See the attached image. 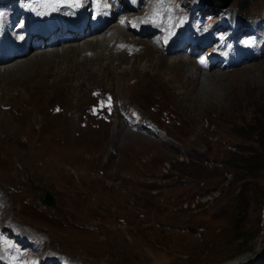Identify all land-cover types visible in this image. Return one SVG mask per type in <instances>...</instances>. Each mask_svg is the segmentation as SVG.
I'll return each mask as SVG.
<instances>
[{"label": "rangeland", "instance_id": "374dc122", "mask_svg": "<svg viewBox=\"0 0 264 264\" xmlns=\"http://www.w3.org/2000/svg\"><path fill=\"white\" fill-rule=\"evenodd\" d=\"M11 1L18 6L20 0ZM139 1L142 8L157 9L166 0ZM167 1L181 8L162 11L156 43L161 46L167 38L163 47L138 38L147 28L130 29L123 22L126 38L140 43L110 44L129 58L71 64L61 67L58 78L41 73L39 79L48 83L59 80L41 96L27 93L32 82H0V230L11 229L24 241L39 238V246L28 248L30 258L63 256L74 264H264V163L255 173L244 169L250 156L264 154L248 133L263 132L264 145V54L257 51L264 52V0H230L224 14L210 4L205 12L189 8L209 0ZM233 15L245 28L229 40L224 54L232 56L206 72L212 50L194 43L206 32L227 34ZM194 27L199 30L191 31ZM188 30L187 37L168 36H185ZM178 43L184 48L181 57L161 52ZM189 45L195 55L185 54ZM32 49L22 62L36 57ZM236 53L254 60L238 65ZM90 55L83 52L80 58ZM167 58L188 62L189 68L195 63L198 75L189 78L196 91L210 96L190 100L185 71L159 66L158 60ZM120 68L128 70L121 80ZM64 86L79 92L64 94ZM69 111L75 112L71 118ZM129 111L136 114L128 122L137 119L139 125L128 126L122 118L130 119ZM87 121L91 128H85ZM240 129L247 131L243 138ZM38 190L50 192L56 207L40 204ZM8 260L27 264L23 258Z\"/></svg>", "mask_w": 264, "mask_h": 264}, {"label": "bare ground", "instance_id": "6f19581e", "mask_svg": "<svg viewBox=\"0 0 264 264\" xmlns=\"http://www.w3.org/2000/svg\"><path fill=\"white\" fill-rule=\"evenodd\" d=\"M91 0H69V4L70 7H68V9H70V14H75L77 12V10H81V9H85V8H88L87 7V3L90 2ZM146 1V0H145ZM112 5V3H110ZM153 6V5H152ZM144 8V7H143ZM129 11H132V10H129ZM135 13H132L131 14V18L134 19L135 17ZM45 16L47 17L51 27H53L54 29V32H53V36L52 37H55L56 35V32L55 31V27L54 25H56V19L53 15V13L51 11H47L45 13ZM171 17V16H170ZM74 18V16L71 18V17H65L64 18V21L65 22H69V21H72ZM6 19V18H5ZM116 18L114 17L113 15V19L110 21V23H108V25L105 27V29H107V31L104 33L102 32V30L100 32H97L95 34V36H91L87 39H85V41H83L81 44L77 43V42H74V43H71L70 45H66L64 46V48H66L65 50L62 49L60 51H58L57 49H54L53 47H51L50 49L46 50V47H42L43 46V41L38 39L36 41V43L39 44V48L38 49H35V50H31L30 52L33 53L32 56H35L34 58L26 61V62H22L23 59H25L26 57H24L25 55H23L22 57H19V58H14L13 61L9 62V63H13V62H18V63H14L15 65H11V66H7V63L5 64L6 66H4V64H1V66L3 65V72H1L0 70V82H15L17 80H24L22 82H25L26 84H28L29 82H32L34 84H28L29 85V92H27L29 95H34V96H41L42 94L40 92H45V94H49L48 92H51L52 90H54L55 87L58 86L59 84V80L57 79H54V78H58L60 77V74L59 73V70L61 69V67H65V66H71V64H91L93 63L94 61H102L103 59H108L110 60V58H117L119 57L120 55H123L124 57L126 58H129L126 56L125 54V51H121V50H117L114 45H111L110 43L115 41L114 44H117V43H124V44H127V46H134L136 44H139L140 42V38L141 37H146L147 38V33L148 30H149V34L151 32V30L153 28H155V24L153 22H151L149 20V14L148 13H145L143 15V17L140 19V20H135V26L136 27H139V28H142V27H145L147 28L146 31L145 29H142L141 30V35L138 36L139 39L137 38H132V39H127L125 34L127 33L126 31H128V28H126L124 26V23L121 24L118 20V22H116L115 20ZM25 20V18L23 19V21ZM14 24H18V25H21L22 24V20L19 18V20L17 22H14ZM27 24L31 27V28H35V27H41L42 26V22L41 21H36V22H31L30 20H27ZM111 25V26H110ZM2 28H3V25L1 24ZM4 29V28H3ZM104 31V30H103ZM130 32V31H129ZM100 34L101 33H104L103 35L101 36H98L97 34ZM109 33V34H108ZM108 34V36H107ZM97 35V36H96ZM19 37H22L21 35H18ZM4 39L6 41H9L8 39V35L6 33H4ZM262 39H264V34L262 35ZM84 40V39H83ZM146 40V39H145ZM77 43V44H76ZM143 43V42H142ZM148 43V42H147ZM21 44V42H20ZM151 45V44H149ZM121 46V45H120ZM125 46V45H124ZM139 46V45H138ZM153 48H156L154 47L153 45H151ZM177 46L176 44H174V47ZM119 47V46H118ZM140 47V46H139ZM138 47V48H139ZM190 47V45H189ZM188 47V48H189ZM123 48V47H122ZM173 48V47H172ZM171 48V49H172ZM0 49H3L2 46H0ZM31 49V48H29ZM119 49V48H118ZM145 47H143L142 50H144ZM183 49L184 48H181V49H172V51H161V49H159L163 54L167 53V54H170L171 57H176V56H182L181 53L183 52ZM193 52L196 51V48L195 46L192 47L191 49ZM34 51V52H32ZM257 51H260V55L257 53V55H259V57L264 54V52L261 51V49L259 48ZM83 52H91L92 55H90V57H82V59L80 58V54L83 53ZM140 51L139 52H133V55L131 58L133 57H136L137 55H139ZM214 54L218 55L219 52L218 51H215ZM131 55V54H130ZM173 55V56H172ZM255 56H257L256 54H254ZM31 56V57H32ZM105 57V58H104ZM28 58V57H27ZM58 60L60 59L59 61H55V60ZM93 60V61H92ZM252 60H254V57H244V58H241L240 59V64L239 65H244L245 62H251ZM160 62L159 66L160 65H166V67H176V68H179L180 70H183L185 71V82H189L188 84H183L185 85L186 89H188V92H192L190 95V100H192L193 102L198 99V101L201 100V98H203V96H210V95H207L205 94L203 91H201L200 89L197 88V91L195 90L196 88L194 87L195 85H193L192 83V80H191V77L189 78V75H195L197 76L198 73H196L194 71L195 69V63H193V65L189 68L190 64L188 62H185L183 60H176V59H159L158 60ZM119 62V61H118ZM96 63V62H95ZM98 63V62H97ZM188 63V65H187ZM33 67H32V66ZM120 65V64H119ZM32 67L33 69L30 70L29 67ZM91 66V65H90ZM97 66V64H96ZM35 67V68H34ZM38 67V68H37ZM73 67V66H72ZM75 67V66H74ZM103 67V66H102ZM82 68V67H81ZM80 68V69H81ZM86 68V67H85ZM99 68V67H98ZM216 69L218 68V62L215 63L214 65H212L210 68H204V70L206 72L210 71V70H213V69ZM1 69V68H0ZM142 69H145V68H142ZM67 70V69H66ZM84 70V69H83ZM88 71H90L91 69H87ZM138 70V69H137ZM170 70V69H169ZM174 70V69H173ZM65 71V70H64ZM70 71V70H69ZM104 71V70H103ZM135 71V70H134ZM80 72V71H79ZM82 72V71H81ZM80 72V73H81ZM117 72V71H116ZM2 73V74H1ZM45 74L47 76H53L54 78L50 81V83H48L47 81H45V79H42L40 78L39 79V74ZM68 73V72H67ZM75 73V72H74ZM90 73V72H89ZM97 73V72H96ZM128 73V70L126 68H120L119 72L117 73V75L119 76V79L121 80L122 76L124 75H127ZM145 73V72H144ZM180 73V72H179ZM104 74V73H103ZM111 74V73H110ZM109 74V75H110ZM115 74V73H114ZM62 75V74H61ZM94 75V74H93ZM129 75V74H128ZM137 75V74H136ZM145 75V74H144ZM65 76V75H64ZM62 77V76H61ZM67 77V75H66ZM77 77V76H76ZM204 77V75H203ZM63 78V77H62ZM109 78V77H108ZM141 79H145L142 78V77H139ZM110 79V78H109ZM177 80V85H179L178 87H183L181 82L178 81V79L176 78ZM80 81V80H79ZM82 81V80H81ZM125 81V80H124ZM171 84H173V82L171 80H168ZM76 82V81H75ZM200 83V82H199ZM67 84V83H66ZM132 84V83H131ZM82 85V84H81ZM86 85V84H85ZM121 85H122V82H121ZM162 85V84H161ZM63 86V85H62ZM73 86V85H72ZM175 86V85H174ZM23 87V86H22ZM75 87V86H74ZM73 87V88H74ZM163 87V86H162ZM20 88V87H19ZM73 88H70V87H66L64 86V89L62 88V93L64 94H72L74 92H79L78 89H73ZM17 89V88H16ZM57 89V88H56ZM55 89V90H56ZM68 89V90H67ZM11 90V89H10ZM39 92H38V91ZM134 90V89H133ZM16 91V90H15ZM99 91V90H98ZM102 91V90H101ZM132 91V90H131ZM138 91V90H137ZM160 91V90H159ZM24 92V91H23ZM60 92V91H59ZM103 92V91H102ZM10 93V92H9ZM97 94V92H94ZM93 93V94H94ZM160 93V92H159ZM171 93V92H170ZM44 94V96H45ZM51 94V93H50ZM60 94V93H59ZM93 94H91L93 96ZM95 94V95H96ZM106 94V93H104ZM108 94V93H107ZM156 94V93H155ZM166 94V93H165ZM55 95V93H54ZM99 95V94H98ZM101 95V94H100ZM154 95V94H153ZM81 96V95H80ZM107 96V95H106ZM43 97V96H42ZM49 97V96H48ZM91 97V96H90ZM111 97V96H110ZM175 97V96H174ZM57 98V97H56ZM62 98V97H61ZM68 99V97H65ZM92 98V97H91ZM209 98V97H208ZM55 99V97H54ZM85 99V98H84ZM210 99V98H209ZM212 99V98H211ZM20 98L18 99H15L14 101H19ZM36 100V99H35ZM48 100V99H47ZM57 100V99H56ZM62 100V99H60ZM101 100V98H100ZM103 100V99H102ZM117 100V99H116ZM44 101V100H43ZM68 101V100H67ZM95 101V100H94ZM110 101V100H109ZM118 101V100H117ZM208 101V100H207ZM42 102V100H41ZM99 102V101H98ZM120 102V101H119ZM14 103V102H12ZM22 103V102H21ZM62 104L61 102H58L55 106H53V110H56V106L57 105H60ZM93 103V102H92ZM95 103V102H94ZM108 102H106L107 104ZM114 103V102H113ZM63 104H65V102H63ZM96 104H98L96 102ZM121 104V102L119 103ZM119 104H117L119 106ZM123 104V103H122ZM25 105L26 106H29L31 109L32 107L27 103L25 102ZM91 105V104H90ZM111 105V104H110ZM114 105V104H113ZM10 106V105H9ZM24 106V105H23ZM62 106V105H61ZM75 106V105H74ZM97 106V105H96ZM109 106V105H108ZM107 106V107H108ZM117 106V107H118ZM21 107V106H20ZM71 107V106H70ZM69 107V108H70ZM106 107V106H105ZM121 107V106H120ZM21 108H24V107H21ZM68 108V107H67ZM68 108V109H69ZM86 108V107H85ZM110 108V106H109ZM112 108V106H111ZM27 108H25L26 110ZM65 109V108H64ZM93 109V108H92ZM98 109V108H97ZM105 109V108H104ZM29 110V109H27ZM67 110V109H66ZM70 110V109H69ZM96 110V109H94ZM93 110V112H94ZM130 110V109H129ZM8 111V109H7ZM31 111V110H29ZM51 111V110H50ZM91 111V110H90ZM116 111V110H115ZM125 111V110H124ZM136 111V110H135ZM28 112V111H26ZM25 112V113H26ZM84 112V111H83ZM87 112V111H86ZM107 112V111H106ZM63 113V112H62ZM72 113H75L74 111H69L68 115H69V118L72 117ZM80 113V112H79ZM120 113V112H119ZM125 113V112H124ZM136 113V112H135ZM67 114V113H66ZM77 114V113H76ZM75 114V116H76ZM97 114V113H96ZM102 114V113H101ZM84 115V114H83ZM100 115V114H99ZM107 115V114H106ZM125 115V114H124ZM81 117V115H79ZM122 116V115H121ZM74 117V116H73ZM85 117V116H84ZM108 117H111L108 116ZM119 117V115H118ZM127 117V116H126ZM97 118V116H96ZM102 118V117H101ZM123 118V117H122ZM68 119V118H67ZM94 118H92L93 120ZM98 119V118H97ZM100 119V118H99ZM107 119V118H106ZM111 119V118H110ZM89 120V119H88ZM106 121V120H105ZM112 121V120H111ZM107 122V121H106ZM102 124V123H101ZM93 126V124L90 122V121H87L85 122V128L88 129V128H91ZM115 126V125H114ZM101 127V126H100ZM126 130V129H125ZM128 131V130H127ZM127 135V134H126ZM47 259V258H46Z\"/></svg>", "mask_w": 264, "mask_h": 264}, {"label": "trees", "instance_id": "16d2710c", "mask_svg": "<svg viewBox=\"0 0 264 264\" xmlns=\"http://www.w3.org/2000/svg\"><path fill=\"white\" fill-rule=\"evenodd\" d=\"M247 131H245L246 133ZM244 132L241 133V129L237 131V135L241 136L242 138L245 137ZM249 134L254 136V140L256 141V143H259L260 147L262 148L263 152H264V145L261 143L263 140V137H261L263 135V132H257V129H255L254 131H248ZM262 163H264V154L260 153L257 154L256 156H250L247 160H245V168L246 170H248L251 173H255V171H257L259 168L258 165H261Z\"/></svg>", "mask_w": 264, "mask_h": 264}, {"label": "water", "instance_id": "95a60500", "mask_svg": "<svg viewBox=\"0 0 264 264\" xmlns=\"http://www.w3.org/2000/svg\"><path fill=\"white\" fill-rule=\"evenodd\" d=\"M214 2L220 9H224L228 6L230 0H225V2H220V1L219 2L214 1ZM36 196H37V199L40 202V204H42L48 208H55L56 207L55 200H54V198L50 192H48L46 190H38L36 192Z\"/></svg>", "mask_w": 264, "mask_h": 264}]
</instances>
